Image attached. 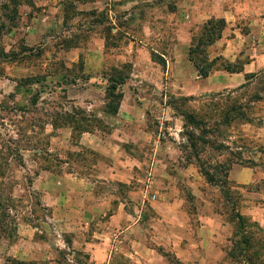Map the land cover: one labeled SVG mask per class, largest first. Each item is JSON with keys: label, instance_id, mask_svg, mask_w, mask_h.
I'll use <instances>...</instances> for the list:
<instances>
[{"label": "rangeland", "instance_id": "374dc122", "mask_svg": "<svg viewBox=\"0 0 264 264\" xmlns=\"http://www.w3.org/2000/svg\"><path fill=\"white\" fill-rule=\"evenodd\" d=\"M32 1V6L22 4L19 7L13 29L0 35V206H4L9 214L7 220L0 223V264H7L8 258L34 264H90L86 250L71 248L74 232L70 236L68 233L59 235L60 215L44 205L40 192L31 187L28 163L37 152L47 149H51V154L55 152V159L64 150L81 154L82 149L71 151L66 147L68 144L53 140V134H46L45 130L51 124H67L70 121L55 117V112L76 110L74 103L69 101L71 98L94 95V84L87 83L89 76L97 82L101 76L106 78L109 74V67L102 70L94 67V51L83 54L74 66L69 65L76 56L75 45L84 49L100 46L97 34L102 35L103 25L94 27L92 17L87 16V12L77 11L75 3V7L69 10L72 17L62 26L60 15L64 13L63 6L58 8L54 3L36 6ZM98 1L99 7H104L103 13L107 9L105 6L112 3L118 16L124 10L116 4L123 0ZM182 1L158 0L157 8L143 9L147 15L151 12L152 15L162 16V23L158 24L161 39L154 42L143 38V42L152 43L170 59L177 36L182 33L180 26L190 31V36L197 35L202 26L200 23L190 27L182 25L176 17L168 16L169 11L178 9ZM131 10L136 16L127 28L136 38L121 35L118 40H110L111 45L104 49V66L121 63L128 45L135 50L139 44L140 13L136 7ZM107 21L112 23L109 18ZM236 27L235 31V25L226 26L221 39L206 50L209 58L221 56L226 62L247 65L251 70L248 73L253 74L249 80H245L243 75V79L232 80L228 85L220 84L205 92L195 91L192 99L185 104L182 102L183 106L178 108L173 104L176 112L167 108L169 98L162 99L164 77L159 80L163 81L159 87L148 83L155 88L154 96L163 100L153 111H148V125L160 133L166 162L158 167L159 172L155 175L150 173V161L139 170L144 178L141 183L145 192L144 202L140 204L142 209L136 211L130 207L133 216L123 219V222L140 223L143 226L140 234L146 236V244L157 247L158 251L160 248L166 264H247L240 258L232 259L227 255L232 241L239 237L235 212L241 213L251 224L264 228V22L260 20L253 30L244 22L236 24ZM71 42L75 45L69 46ZM226 48L229 50L226 51ZM131 54L133 56L134 53ZM85 61L90 62L87 72L83 69ZM252 61L255 63L251 64ZM220 71L224 76L233 74ZM71 81L79 85L73 86ZM217 81L219 79L215 78L213 83ZM107 84L104 86L107 87ZM152 87H143V92L152 93ZM182 110L196 112L197 117L203 119L210 128L206 136L208 142L198 136L199 130L190 125L183 126V119L178 115ZM95 124L91 121L86 126ZM187 132H191L193 141L187 140ZM76 137L71 135L72 143ZM189 142L201 148L198 160L194 159ZM171 145L176 148L173 153L169 150ZM151 153L153 151L148 147L144 157L148 159ZM198 163L208 173L214 174V182L206 181ZM133 181L129 186L131 189L137 186V181ZM113 186L116 192L123 193L124 185L115 183ZM158 206L164 210L163 213L159 209L156 211ZM69 217L76 219V216ZM99 219L105 222L109 216ZM214 219L217 228L228 230L224 233L222 246L226 255L220 261H211L208 256H202V248L192 250L190 245V242H198L200 229ZM27 224L38 228L29 244L25 235ZM250 232L261 247L259 260L264 261V232L254 225ZM215 236L218 237L217 233ZM119 239L118 235L116 240ZM120 245L124 246L123 242ZM174 246L176 249L172 248ZM124 249L117 250L115 258L118 264H131L129 257L123 253ZM28 251L35 256L34 259H27ZM191 251H195L194 256L188 254Z\"/></svg>", "mask_w": 264, "mask_h": 264}, {"label": "crops", "instance_id": "0c3cea01", "mask_svg": "<svg viewBox=\"0 0 264 264\" xmlns=\"http://www.w3.org/2000/svg\"><path fill=\"white\" fill-rule=\"evenodd\" d=\"M59 1L61 0L57 2L56 0H34V5L44 6L47 3L48 5L54 3L58 8L62 6L64 8L65 0ZM76 4L78 7L76 10L81 12L92 10L101 12L104 8L99 7L98 0H81L76 1ZM116 4H120L124 9L119 16L112 8L115 6L114 3L109 5L106 3L108 6H105L107 8L105 14L114 25L112 32L119 31L120 35L126 36L124 38L127 36L136 38L127 28L136 16L135 13L132 14L131 8L136 7L140 13L138 20L141 23L137 31L140 35L139 44L135 50L128 45L125 49L128 55H123L122 62L117 65L109 63L108 66H104L102 62L104 49L107 48L104 32L102 35L97 34L100 46L96 49L79 48L80 45L73 47L77 52L71 60L72 64L69 65L74 66V63H79L83 54L94 51L96 52L94 67L97 70L109 67V74L106 78L101 76L97 82L89 76L90 81L93 82L87 83L94 84V95L89 98L77 96L71 98L69 101L74 103L76 110L55 112L57 118L80 120L82 124L76 125L74 122L51 124L45 133L53 134L54 137H51L53 140L57 139L62 144H68L66 147H69L71 151L74 149H82V151L80 155L72 154L73 152L69 150L60 151L58 155L56 154L58 159L54 158L55 152L51 154V149L37 152L35 158L28 163L31 187L40 192L44 205L51 207L55 214L60 215L61 222L57 227L59 235L68 233L70 236L74 232L71 248L86 250L90 264H118V259L115 258L117 250H123L124 247L126 250L124 249L123 253L129 257L131 264H166L167 260L160 253V248L158 251L157 247L152 248L146 244V236L140 234L143 227L140 223L133 221L124 224L123 222V219L133 216L129 211L130 207L136 211L142 209L140 204L144 202L145 192L141 183L144 178L139 170L150 161V173L155 175L159 172L158 167L165 165L166 162V155L163 154V145L160 142L161 137L159 139L160 133L148 125V111H153L155 106L157 107L163 100L154 96L155 88L148 83H154L155 87H159L163 82L159 80L164 77L165 93L162 99L169 98L167 108L176 112L172 102L178 97L193 96L195 91H210L211 87L220 84L228 85L232 80L239 81L251 70L245 65L243 72L224 76L220 70H216L208 77H200L188 60L187 53L192 36L185 27L180 26L182 33L177 36L171 59L154 48L152 43L143 42V38L154 40V42L161 39L158 24L162 23L160 21L162 16L154 13L152 15L151 12L147 15L143 12L146 8H157L158 0H123ZM60 16V23L64 26V13ZM168 16L176 17L180 24L189 27L192 24H202L210 18H223L227 23L226 26L235 25V31L236 24L243 22L253 30V27L259 25L260 20L264 22V0H184L178 4V9L169 11ZM94 27H102V24L96 23ZM228 50L226 48V51ZM152 52L160 54L165 59V66L153 58ZM131 53H134L133 56ZM254 63L252 61L251 64ZM125 64H128V68L131 69L128 71L126 68L128 77L121 86L123 95L117 111L112 113L106 110L109 100L106 97L104 85L108 83L107 79L111 71L114 68L122 69ZM89 65L90 62H83L84 72L88 71ZM148 73L149 76H147ZM138 76L141 77L140 80L136 79ZM215 78H218L219 82L213 83ZM72 84L79 85L78 82L76 84L72 82ZM145 86L152 87V93L143 92ZM91 121H95L96 124L86 126V123ZM71 135H77L74 143L70 140ZM148 147L153 151L149 160L144 157ZM169 150L173 153L176 148L171 145ZM156 153H158L157 156ZM93 155L94 158H90ZM133 179L137 181V186L131 189L129 186L134 182ZM115 183L124 185L123 193L115 191L113 186ZM155 209L156 211L159 209L161 213L164 211L161 206ZM106 215L109 216L107 221L103 222L99 219ZM69 216H76V219H70ZM215 222L216 219L203 226L200 229L198 242H190V245L193 247L192 250L202 248V256H208L210 260L212 259L211 261H220L226 255L222 246L225 242L224 233L228 230L217 228ZM37 229L34 225H26L27 244L34 239ZM216 233L218 237L215 236ZM118 235L120 239L116 240ZM120 242H123L124 246H118ZM172 248L176 249L175 246ZM194 252L191 251L188 254L194 256ZM26 254L27 259L35 257L29 251Z\"/></svg>", "mask_w": 264, "mask_h": 264}, {"label": "trees", "instance_id": "16d2710c", "mask_svg": "<svg viewBox=\"0 0 264 264\" xmlns=\"http://www.w3.org/2000/svg\"><path fill=\"white\" fill-rule=\"evenodd\" d=\"M76 1L81 0H65L64 1V22L72 17L73 14L69 13L71 8L75 7ZM84 1V0H82ZM22 4H27L29 6L33 5L32 0H0V35L10 32L13 27L17 23V19L19 16V7ZM87 16H91L93 19V23H99L103 25V32L105 33V43L106 46L111 45L110 40H118L121 38L119 31L116 33L112 32V27L114 26L112 23L110 24L107 17V14L101 12H97L96 10H92L87 12ZM105 22H109V24H104ZM226 21L223 18H210L202 23L200 31L197 35H193L191 38L190 46L188 48V60L193 64L197 73L200 77H208L212 71L216 70H226L229 73H239L244 71V64H232L231 62H226L221 56H217L214 58H209L207 53V47L214 44L217 40L222 37V33L226 27ZM70 45H75V42ZM153 58L158 61L161 65L165 66V59L162 58L160 54L152 52ZM222 59L220 63L218 60ZM129 65H123L122 69L114 68L108 79H107V87L105 90L106 97L108 98V103L106 105V110L109 112L115 113L118 109L120 100L122 98L121 86L125 83L128 73L125 71ZM253 76L252 73H245V80H249ZM244 85V84H243ZM194 96L189 97H180L175 99L172 102V107L176 108L175 105L179 108L188 102V100L192 99ZM260 99V97H259ZM184 102V104H182ZM183 119V126L187 125L192 126L193 128L200 131L198 136H200L205 142H208L206 136L208 133V128L205 125L203 119L197 117V113L189 112L182 110L178 112V115ZM70 120V119H69ZM80 124V120H70L69 123ZM55 125V124H53ZM57 125V124H56ZM188 141H193L191 132H187L186 134ZM190 147L192 148V152L194 155V159L198 160V157L201 152V148L197 147L198 145L194 143H190ZM199 148V150H198ZM198 162V161H197ZM200 167L202 175H204L206 181L214 182V174L208 173L203 166L198 163ZM0 223L7 220L9 214L7 213V209L4 206H0ZM234 218L237 223V232L239 237L232 241V246L227 251V255L229 258L237 259L240 258L243 263L247 264H260L264 263L263 259L259 260L261 254L259 249H261L259 242H255L252 238V234H250L251 227L257 226V229L264 232V228L261 226L251 224L245 219V217L239 213L235 212ZM1 231H3V226H1ZM7 264H34L31 261H23L13 258L7 259ZM82 264H87L83 262Z\"/></svg>", "mask_w": 264, "mask_h": 264}]
</instances>
